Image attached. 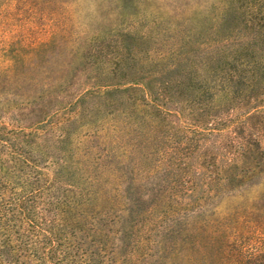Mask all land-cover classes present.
<instances>
[{
    "label": "trees",
    "instance_id": "trees-1",
    "mask_svg": "<svg viewBox=\"0 0 264 264\" xmlns=\"http://www.w3.org/2000/svg\"><path fill=\"white\" fill-rule=\"evenodd\" d=\"M56 2L1 0L0 11L10 3L43 19L51 11L64 37L71 26ZM249 20L238 47L201 43L171 65L161 53L148 71L159 81L135 73L79 95L93 119L62 118L90 128L71 154L58 155L67 131L56 140L42 121L30 132L1 124L0 264H116L126 247L145 264H264V9ZM46 87L48 102L60 97ZM173 101L179 109L168 108ZM103 108L108 120L94 119ZM158 173L142 193V180Z\"/></svg>",
    "mask_w": 264,
    "mask_h": 264
},
{
    "label": "rangeland",
    "instance_id": "rangeland-1",
    "mask_svg": "<svg viewBox=\"0 0 264 264\" xmlns=\"http://www.w3.org/2000/svg\"><path fill=\"white\" fill-rule=\"evenodd\" d=\"M62 1L56 2L58 5L53 11L61 19L66 17L64 23L71 26L64 37L49 20L51 11L44 14V19L20 9L17 3L5 5L0 11V125L30 132L42 121L41 127L47 131L45 135L56 140L62 131H67L68 144L62 143L64 148L58 155L73 153L70 143L74 148L82 149L89 142L88 124L81 128L79 123L93 119L91 104L87 103L90 99L75 103L79 95L94 90L96 85L128 83L134 79L130 75L135 73L145 77L144 80L153 77L159 81L160 76H150L148 71L157 69L161 53L166 54L167 63L171 65L197 49L201 50V43L226 38L230 47H238L244 41L243 35L250 32L247 28L251 25L249 19L258 9H264V0ZM59 26H63L62 22ZM48 42L40 54L34 53V48ZM146 60L153 64L148 65ZM49 81L53 91L60 94V97L53 96L52 102L44 98ZM187 93L181 97L186 99ZM174 101L168 108L179 109ZM123 106L127 107V104L119 105L118 109ZM57 108L62 110L52 114ZM190 109L188 105L183 106L182 115ZM76 111L81 117L80 122H63L64 116L74 115ZM105 112L103 108L94 119L103 117L107 121ZM50 115L47 122L45 119ZM197 115L193 119H202ZM182 121L190 125L184 117ZM166 130L162 135L167 133ZM161 139L162 136L158 140ZM49 143L50 150L55 151L52 140ZM142 164L148 169L153 162L143 161ZM161 174L142 180V193H147V185L157 181ZM81 185L86 184L82 181ZM161 209L149 217L157 219L162 215ZM123 216L127 218V213ZM113 227L117 231L119 225ZM139 253L132 257L131 249L126 247L124 256L117 259L116 264H145L143 259L136 260Z\"/></svg>",
    "mask_w": 264,
    "mask_h": 264
}]
</instances>
